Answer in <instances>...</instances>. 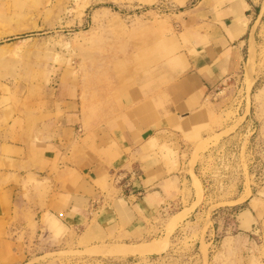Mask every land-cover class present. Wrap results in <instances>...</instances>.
Listing matches in <instances>:
<instances>
[{
	"label": "crops",
	"instance_id": "0c3cea01",
	"mask_svg": "<svg viewBox=\"0 0 264 264\" xmlns=\"http://www.w3.org/2000/svg\"><path fill=\"white\" fill-rule=\"evenodd\" d=\"M263 5L264 0H201L198 32L183 44L169 40L170 52L150 74L118 59L96 105L62 85L36 123L8 130L0 147V216L9 233L1 242L5 257L27 264L62 251L133 247L163 237L161 219L184 213L196 201L176 150L211 128L206 100L244 64ZM157 35L156 41L141 40L137 49L162 42L165 35ZM117 176L126 179L118 183ZM250 202H239L246 207L236 216L237 228L250 222ZM205 205H193L176 229L204 216ZM15 232L38 246L8 254L10 240H18Z\"/></svg>",
	"mask_w": 264,
	"mask_h": 264
},
{
	"label": "rangeland",
	"instance_id": "374dc122",
	"mask_svg": "<svg viewBox=\"0 0 264 264\" xmlns=\"http://www.w3.org/2000/svg\"><path fill=\"white\" fill-rule=\"evenodd\" d=\"M200 1L0 0V147L8 130L19 132L36 123L46 100L54 99L62 85L77 88L83 100L96 105L118 59L150 74L165 59L169 40L183 44L198 32ZM254 28L255 42L244 64L206 100L211 128L176 150L196 201L184 213L161 219L165 235L133 247L62 251L27 264H264V5ZM157 34L165 35L162 42L137 49L141 40L156 41ZM4 181L0 176V189ZM245 198L252 216L237 228L236 216L246 207L239 202ZM200 201L206 204L205 215L176 229ZM3 217L0 264H17L24 258H6L1 246L9 238ZM14 237L18 240H10L8 254L11 248L38 243L29 244L19 232Z\"/></svg>",
	"mask_w": 264,
	"mask_h": 264
},
{
	"label": "built area",
	"instance_id": "2783aa9c",
	"mask_svg": "<svg viewBox=\"0 0 264 264\" xmlns=\"http://www.w3.org/2000/svg\"><path fill=\"white\" fill-rule=\"evenodd\" d=\"M134 173H132V174H134ZM117 179H118V183H121V181H125L126 177L125 176H122V177L117 176Z\"/></svg>",
	"mask_w": 264,
	"mask_h": 264
}]
</instances>
